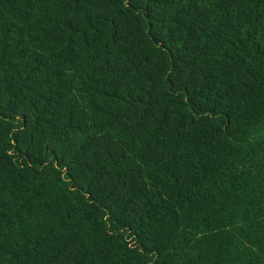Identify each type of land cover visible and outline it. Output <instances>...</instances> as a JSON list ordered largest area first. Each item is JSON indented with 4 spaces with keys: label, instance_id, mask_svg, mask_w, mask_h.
Returning a JSON list of instances; mask_svg holds the SVG:
<instances>
[{
    "label": "trees",
    "instance_id": "1",
    "mask_svg": "<svg viewBox=\"0 0 264 264\" xmlns=\"http://www.w3.org/2000/svg\"><path fill=\"white\" fill-rule=\"evenodd\" d=\"M262 15L0 0V264H264Z\"/></svg>",
    "mask_w": 264,
    "mask_h": 264
},
{
    "label": "snow or ice",
    "instance_id": "2",
    "mask_svg": "<svg viewBox=\"0 0 264 264\" xmlns=\"http://www.w3.org/2000/svg\"><path fill=\"white\" fill-rule=\"evenodd\" d=\"M78 3L79 0H76ZM137 0H126V4L129 8H133L136 5ZM156 3H160V0H154ZM207 2V0H183V3L187 5L196 4L197 7H199L202 3ZM171 6V5H170ZM264 19V15L261 17ZM4 59V54L2 51H0V65H2ZM179 59V57L177 58ZM39 69H35L34 71H38ZM160 74H166L168 79L171 81L173 77H175L177 80L184 79L188 76V73H184L181 71L178 65H169L168 71L165 73L164 67H157L154 69V75L159 76ZM0 76H2V73H0ZM185 82L187 80L185 79ZM31 83H35V81H32ZM50 90V89H49ZM58 94V93H57ZM11 99V97L8 96L7 92L3 90V86L0 85V111L3 110V105L6 103V99ZM36 99H42V96H37ZM27 100V96L18 97V102H24ZM54 114V113H53ZM145 118H147L148 114L145 113ZM119 119L115 122L116 131L120 132L121 135H117L115 139H121L123 135H126V133L122 132V130L119 128ZM76 129L68 127L66 129V134L63 137V147L67 150L68 153H72L73 151H79V147L77 146L78 142L83 143L84 137H80L75 135ZM80 131H83L85 136H88V132L85 131L83 128H80ZM129 132H131V129H128ZM253 134H260L261 136H264V123H261L258 128H253ZM130 138V137H129ZM3 212V208L0 207V213Z\"/></svg>",
    "mask_w": 264,
    "mask_h": 264
}]
</instances>
